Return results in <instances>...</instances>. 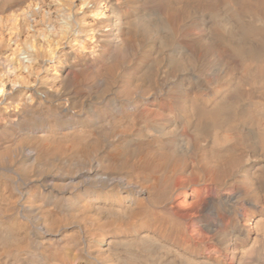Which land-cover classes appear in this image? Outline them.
Masks as SVG:
<instances>
[{"label":"bare ground","instance_id":"obj_1","mask_svg":"<svg viewBox=\"0 0 264 264\" xmlns=\"http://www.w3.org/2000/svg\"><path fill=\"white\" fill-rule=\"evenodd\" d=\"M0 264H264V0H0Z\"/></svg>","mask_w":264,"mask_h":264},{"label":"rangeland","instance_id":"obj_2","mask_svg":"<svg viewBox=\"0 0 264 264\" xmlns=\"http://www.w3.org/2000/svg\"><path fill=\"white\" fill-rule=\"evenodd\" d=\"M194 27V28H193ZM193 27H191L192 28V31H194V30H196V29H198L197 27L198 26H193ZM208 60H209V62H208ZM212 60H213V56H209L207 59H206V64H209L210 62H212ZM208 62V63H207ZM185 71H183V73H185L187 76L189 75V76H191L192 77V73H191V71H190V69L189 68H185L184 69ZM151 100V99H150ZM195 189H198L197 187L196 188H189V190H186V193L188 192H192V191H195ZM178 200H179V203L180 202H182L183 203V201L185 200V202H184V205L181 203L180 205H179V203H178V205L177 206H179V207H183V206H186V205H188V202H191L190 201V199H189V201H188V198L186 197V195L185 194H183L182 196H180L179 198H177ZM176 199V204H177V200ZM181 199H184V200H181ZM181 200V201H180ZM191 229H194L193 227L191 228ZM195 230L196 231H192L191 233H194V234H196L197 235V232H198V230H197V227L195 228ZM199 233V232H198ZM209 250H211V247H210V249H209V247H208V249H207V253H208V251Z\"/></svg>","mask_w":264,"mask_h":264}]
</instances>
